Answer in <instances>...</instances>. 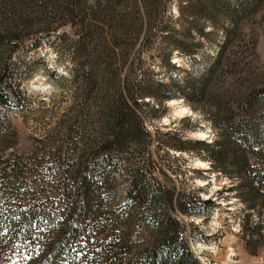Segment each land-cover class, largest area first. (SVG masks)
I'll list each match as a JSON object with an SVG mask.
<instances>
[{"label":"trees","instance_id":"trees-1","mask_svg":"<svg viewBox=\"0 0 264 264\" xmlns=\"http://www.w3.org/2000/svg\"><path fill=\"white\" fill-rule=\"evenodd\" d=\"M2 1L0 105L4 107L13 96L20 98L9 60L26 38L33 37L29 28L38 21L33 14L39 15L44 5L51 4L65 23L81 19L84 25L70 48L71 80L78 83L80 94L78 113L70 121L63 120L62 135V131L53 135L54 150L45 153L43 148L39 153L36 147L30 162L17 153L0 161V198L8 202L0 208V264H203L180 218L192 211L186 199L190 194L154 177L149 156L154 141L181 151L202 150L215 169L238 180L236 186L246 190L250 208L258 204L264 208V74L256 31L264 18L260 16L264 0H185L188 4H179L178 24L185 30L177 36L168 29L170 24L162 27L168 32L166 44L172 48L162 58V67L178 69L170 58L172 50L194 57L204 41L214 44L216 53L203 54L205 66L197 74L186 71L171 77L169 83L145 67L141 54L146 46H136L143 32V43H150L151 24L137 25L123 13L115 24L116 3L109 6L112 2L121 6L124 0H106L104 7L91 12L93 23L112 17L111 42L104 28L85 23L88 0ZM157 2L151 6L153 17ZM133 33L139 36L134 39ZM219 33L221 39L215 42ZM89 55L96 57L94 62ZM176 94L207 115L217 131L213 142L177 134L175 141L165 142L151 136L143 105L152 100L155 112ZM3 127L0 122V133ZM0 143L3 150L15 144L8 137ZM118 174L128 182L126 196L119 202L113 191ZM27 175L43 178L59 194V202L50 207L38 201L31 186H26ZM258 213L262 216L257 221L250 214L245 218L248 239L256 232L264 240V212ZM143 229L151 236L143 247H137L135 235ZM38 232L49 233L51 239L40 238ZM92 236L97 246L84 253L80 237Z\"/></svg>","mask_w":264,"mask_h":264},{"label":"rangeland","instance_id":"rangeland-1","mask_svg":"<svg viewBox=\"0 0 264 264\" xmlns=\"http://www.w3.org/2000/svg\"><path fill=\"white\" fill-rule=\"evenodd\" d=\"M51 1L55 4L57 0ZM158 1L154 17L151 11L154 0H124L121 6L117 2H112L109 7L116 3L114 14H112L117 16L114 20L115 24L120 18V13H123L127 15L126 19L129 16L135 19L137 25L152 26L150 43H143L144 32L140 36L133 33L132 38L139 36L136 40L138 48L146 46L141 56L145 67L151 68L153 72L157 71L158 79L169 83L171 77H180L186 71L197 74L205 66L203 54L207 52L215 55V45L204 41L203 49L199 50L194 57L186 56L179 50H172L170 58L176 66L180 67L178 69L162 67V58L172 48L166 44L165 36L168 32L161 29L168 23L171 26L168 29H172L175 35L182 34L180 32L185 29L178 24V6L187 1ZM105 4L106 0H88L85 23H93L92 10L104 7ZM44 6V10H40L39 15L37 12L33 14V17L38 20L29 28V31H33V37L26 38L9 60L10 69L16 75L18 84L16 88L20 91V98L13 96L7 107L0 105V122L4 126L0 139L8 137L10 141L15 142L13 147H7L4 150L0 147V161L8 157L12 158L13 154L17 153L27 157V161L30 162L33 160L31 156L36 151V147L39 153L43 148L45 153L54 150L53 135L61 131L60 135L63 134L64 129L61 130V123H64L63 120L70 121L80 107L78 83L72 81L70 75L74 63L70 48L83 29V21L78 19L65 23V17L62 18L63 16L58 14L53 5ZM4 7L3 1L0 0V12ZM260 16L264 17V10ZM111 19L112 17L103 16L93 23L105 29L104 36L108 42H111V35L108 33ZM207 27L210 25L208 24ZM173 29H178L179 32ZM256 31L257 51L261 72L264 74V18L260 23L258 21ZM221 36V33L216 35L214 41L218 42ZM88 58L91 62L96 59L92 55ZM89 65L93 67L92 64L88 63L87 66ZM121 70L124 74L125 68ZM171 100H176V104H172ZM145 101L148 102L149 99L146 98ZM155 104L151 100L149 105H143V109L148 113L145 126L153 138H160L165 142L175 141L173 136L177 134L185 139L204 140L208 143L216 139L217 131L207 115L199 109H193L190 103L180 95L176 94L166 100L160 107H156L157 111L154 112L151 106ZM183 107L190 112L180 114L176 111V108ZM199 132H203L204 136H198ZM159 145H161L159 142L154 141L149 147V156L155 167L154 177L164 185L175 186L190 194L186 199L194 209L192 208L187 216L177 215L181 218L194 253L202 263L264 264V240L259 238L256 232L252 239L244 236L246 216L250 214L253 221L259 220V216L262 215L258 212H264L263 206L258 204L255 209L250 208L245 202L246 190L236 186L238 180H233L225 172L215 169L211 159L202 150L181 151L171 145ZM252 161L254 162V159ZM228 171H231V168H228ZM25 179L26 186H31L38 201L46 202L48 203L46 205L50 207L59 202V194H56L43 178L28 176ZM127 186L128 182L124 176L118 174L113 187L116 201L117 199L118 202L122 201L126 196ZM7 203L0 198V208H5ZM38 233L40 238L51 239L48 236L49 233ZM150 236V232L143 229L141 233L135 235L137 242L135 245L143 247L148 240L146 238ZM80 241L84 253L97 246L94 236L89 237L88 240L80 237ZM37 243L41 245V239ZM4 255H6L5 252Z\"/></svg>","mask_w":264,"mask_h":264},{"label":"bare ground","instance_id":"bare-ground-1","mask_svg":"<svg viewBox=\"0 0 264 264\" xmlns=\"http://www.w3.org/2000/svg\"><path fill=\"white\" fill-rule=\"evenodd\" d=\"M174 62H176V60H174ZM171 102H172V104H176V100H171ZM176 111L178 112V113H186V112H190V110H188L186 107H183V108H180V109H177L176 108ZM197 135L198 136H204V133L203 132H199V133H197ZM202 258V257H201Z\"/></svg>","mask_w":264,"mask_h":264},{"label":"snow or ice","instance_id":"snow-or-ice-1","mask_svg":"<svg viewBox=\"0 0 264 264\" xmlns=\"http://www.w3.org/2000/svg\"><path fill=\"white\" fill-rule=\"evenodd\" d=\"M205 167H207V166H205Z\"/></svg>","mask_w":264,"mask_h":264}]
</instances>
